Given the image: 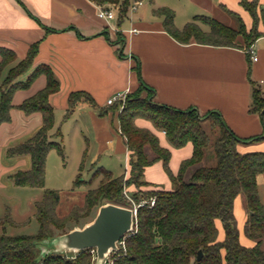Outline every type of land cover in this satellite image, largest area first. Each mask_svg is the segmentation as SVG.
<instances>
[{
  "label": "trees",
  "instance_id": "trees-1",
  "mask_svg": "<svg viewBox=\"0 0 264 264\" xmlns=\"http://www.w3.org/2000/svg\"><path fill=\"white\" fill-rule=\"evenodd\" d=\"M97 5H118V22L126 16L131 1L138 0H90ZM239 5L251 18L247 30L242 19L234 12L228 13L238 23L237 28L229 27L217 20L194 16L181 29L174 24V11L167 7L153 9L154 14L163 17L165 31L176 41L185 43L191 38L203 44L214 46L240 47L249 58V48L260 36L259 23L264 21V12L258 0H239ZM205 20L209 31H203L196 21ZM243 40V45L238 41ZM36 47L32 46L27 56L7 71L4 86L0 88V124L10 121L12 96L16 90L28 88L39 75H45V86L19 104L18 108L26 115L40 112L42 124L29 138L6 148L7 158L28 156L30 167L17 170L9 175L14 186L43 188L45 180V161L50 150L63 157L62 134L60 127L55 136L50 134L54 125L53 108L48 101L50 94L59 90V83L51 69L41 65L31 69L24 80L19 76L32 67ZM0 74L9 60H15V54L0 47ZM136 69L138 66L136 65ZM250 68L248 67V75ZM143 88V87H142ZM142 89L127 94L126 103L118 113V131L124 138L128 150L127 176L113 177L111 172L96 167L92 177H99L95 187L88 188L82 197V204L74 206L67 214L57 215L60 192L44 189L42 197L34 203V218L37 231L32 235L0 234V264H93L91 249L77 253L40 254L39 247L55 236L68 232L66 225L79 216H85L93 208L112 203L132 208L126 201L124 191L130 185L147 186L143 180L144 168L161 159L168 174L172 189L139 190L141 196L134 195L132 201L154 198L152 206L136 208L133 230L124 236V248L115 251L114 264H264V205L258 195L257 175L264 176V151L241 153L239 143L247 142L235 136L224 124L220 114L215 111L199 115L196 110H178L154 102L151 92L141 96ZM260 89L253 87L250 110L259 113L264 125V99H259ZM152 100V99H151ZM77 102L88 103L97 108L92 97L84 91L68 95L67 108L62 122L70 118ZM119 103H113L110 110L116 111ZM99 108V115L106 113ZM144 118L157 129L165 133L168 142L175 148L187 142L192 144L189 159L181 162L176 175L168 169L169 151L159 146L157 137L149 130L138 128L134 120ZM208 123V124H206ZM206 124L208 130H206ZM215 131L212 139L210 132ZM264 132L249 139H262ZM155 155L150 158L145 147ZM82 165L80 166V168ZM92 180L84 181L77 175L73 187L90 185ZM244 198L247 218L244 234L253 240L252 247L239 242L238 228L233 214V203L237 195ZM81 213V214H80ZM216 220L222 224L224 237L217 240ZM14 224L9 212L0 217V226ZM201 256L198 258V253Z\"/></svg>",
  "mask_w": 264,
  "mask_h": 264
},
{
  "label": "crops",
  "instance_id": "crops-1",
  "mask_svg": "<svg viewBox=\"0 0 264 264\" xmlns=\"http://www.w3.org/2000/svg\"><path fill=\"white\" fill-rule=\"evenodd\" d=\"M177 3L187 14V22L200 15L237 28L224 22L231 11L239 15L247 30L252 23L239 0H149V5L135 10L129 5L121 23L116 5H97L90 0H0V47L11 50L16 63L27 56L32 46L36 47L32 69L48 66L59 83V90L48 97L54 114L50 134L69 120L79 128L86 127L97 143L92 170L103 168L98 165L102 158L123 157L125 167L116 176L127 174L128 150L118 131V111L110 110L111 105H107L106 100L117 92L127 95L138 89H142L141 96L150 91L152 102L159 105L178 110L192 108L199 115L215 111L235 136L248 140L237 145L239 152L264 151V135L262 139L249 140L264 132L259 113L250 110L253 87L264 91V21L258 25L260 36L249 48L256 55L253 61L250 54L249 58L246 56L243 47L214 46L192 38L185 43L174 40L163 27V17L152 10L159 7L173 10L174 24L181 29L184 25L180 27L176 21ZM258 5L264 12V0H258ZM100 7L112 10L114 17L98 18L96 13ZM215 10H222L227 16L220 20L208 15ZM29 73L18 79L24 80ZM45 84L46 77L42 74L28 88L16 90L11 101L10 121L0 124V191L6 187L5 182L11 180V173L30 167L28 156L7 158L4 152L7 147L31 137L41 126L40 112L26 115L18 106ZM76 91L88 93L97 108L77 102L69 119L56 121L58 112L63 117L68 95ZM99 108L106 109V113L99 115ZM84 113L87 119L81 118ZM134 125L151 131L159 146L169 151L168 169L176 175L181 162L190 158L192 144L173 147L165 133L146 119L136 118ZM145 149L150 158L155 156L148 146ZM106 170L116 177L111 170ZM143 180L147 183L144 189L170 190L173 187L161 159L144 168ZM256 182L257 189L263 187L264 176L257 175ZM233 214L240 244L252 247L255 242L243 230L247 214L241 194L234 200ZM215 224L217 240L221 241L222 224L219 220Z\"/></svg>",
  "mask_w": 264,
  "mask_h": 264
},
{
  "label": "rangeland",
  "instance_id": "rangeland-1",
  "mask_svg": "<svg viewBox=\"0 0 264 264\" xmlns=\"http://www.w3.org/2000/svg\"><path fill=\"white\" fill-rule=\"evenodd\" d=\"M145 5H149V0H142V5L138 6L137 8L143 7ZM176 6V21L179 24L178 26L182 27L189 19H187V14L183 11L180 4L177 3ZM116 8L119 9V6L116 5ZM208 15L220 20H222V16H227L224 12H222V10H215ZM224 22L226 24L230 23L235 27L238 26L236 19L232 16L228 17V19ZM196 24L203 30L209 29L203 18H199L196 21ZM239 42L242 44V46H244L242 38H240ZM16 64L17 63L15 60H9L7 65L3 68L0 74V88L4 86V78L7 74V71ZM31 69L32 67L27 72L31 71ZM259 99H264L263 90H260L257 104L260 103ZM125 101L126 98L119 103V106L116 110L118 113L125 105ZM149 101L152 102L151 99H149L148 102ZM55 118L56 121H61L62 113L58 112ZM81 118L87 119L86 113L82 114ZM60 130L62 133L64 156L61 157L56 152V150L53 149L47 153L43 188L18 187L14 186L11 180L5 182L6 187L0 191V202L2 203H0V217H3L6 212H9L14 224H4L3 227L0 226V234L32 235L36 233L37 223L34 218V203L42 197L44 189H53L60 192V202L57 206L56 212L57 215L63 216L67 214L74 206H80L82 204V197L85 191L88 188L95 187L98 184L99 178L92 177L93 170L91 169L92 163L94 162L93 156L97 150V143L94 140L92 133H88L86 127L79 128L76 123L70 120L63 124L60 127ZM206 130H208L207 125ZM52 135L55 136V131H52ZM210 136L212 139L215 138L216 132L211 131ZM81 165L82 167L80 168ZM98 165L111 170L114 176H116L122 172L123 168L125 167V161L123 157H116L112 159L105 157L98 162ZM23 169L25 168L23 167ZM77 175H80L81 179L84 181L92 180L91 184H81L77 187H73V181ZM125 176H127V174ZM143 187L144 186H128V188L124 191L126 201L131 205H135V203L132 201V197L134 195L144 198V196H141L138 192L139 190L143 191ZM258 192L260 200L264 204V186H259ZM241 197L243 198L242 195ZM96 212L97 208H93L89 214L85 216H79L76 220L69 221L66 225V229L83 227L85 224H88L93 220ZM58 246L60 245L58 244ZM115 255L116 253L112 254L113 257H115Z\"/></svg>",
  "mask_w": 264,
  "mask_h": 264
},
{
  "label": "water",
  "instance_id": "water-1",
  "mask_svg": "<svg viewBox=\"0 0 264 264\" xmlns=\"http://www.w3.org/2000/svg\"><path fill=\"white\" fill-rule=\"evenodd\" d=\"M134 227L132 209L112 203L98 207L91 222L81 228H72L68 232L55 236L39 247L40 254L77 253L85 249H94V264H102L111 251H117L118 241ZM58 244L60 246H58ZM201 253H198V258Z\"/></svg>",
  "mask_w": 264,
  "mask_h": 264
},
{
  "label": "built area",
  "instance_id": "built-area-1",
  "mask_svg": "<svg viewBox=\"0 0 264 264\" xmlns=\"http://www.w3.org/2000/svg\"><path fill=\"white\" fill-rule=\"evenodd\" d=\"M142 5V1L138 0V1H134L131 5H130V9L131 10H135L138 6ZM263 9H264V5H263ZM97 17L100 19H112L114 17V13L112 10H110L109 8H105V7H100L97 11ZM249 54H250V58L254 61L256 60V55L254 54V51L252 49H249ZM126 94L122 93V92H117L114 95H112L111 97H109L106 100V104L107 105H112L113 103H120L121 101H123L125 99ZM154 204V198L151 197L149 199H143L140 200L138 202V204L133 205L132 212H133V217H135L136 214V208L138 206H143V205H149L152 206ZM118 248L119 247H124V237L121 238L118 243H117ZM91 252L93 254V264L95 262V251L94 249H91ZM115 253V251H111L109 254H107V256L104 258V261L102 264H114V257L112 256V254Z\"/></svg>",
  "mask_w": 264,
  "mask_h": 264
}]
</instances>
